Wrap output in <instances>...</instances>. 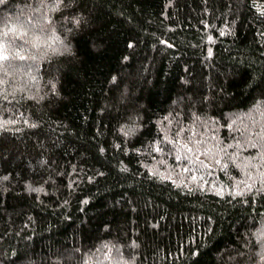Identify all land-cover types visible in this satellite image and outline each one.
Wrapping results in <instances>:
<instances>
[{
  "label": "trees",
  "instance_id": "1",
  "mask_svg": "<svg viewBox=\"0 0 264 264\" xmlns=\"http://www.w3.org/2000/svg\"><path fill=\"white\" fill-rule=\"evenodd\" d=\"M0 264H264V0H3Z\"/></svg>",
  "mask_w": 264,
  "mask_h": 264
},
{
  "label": "snow or ice",
  "instance_id": "2",
  "mask_svg": "<svg viewBox=\"0 0 264 264\" xmlns=\"http://www.w3.org/2000/svg\"><path fill=\"white\" fill-rule=\"evenodd\" d=\"M3 2V0H0V3H2ZM5 59H6V57H5Z\"/></svg>",
  "mask_w": 264,
  "mask_h": 264
}]
</instances>
